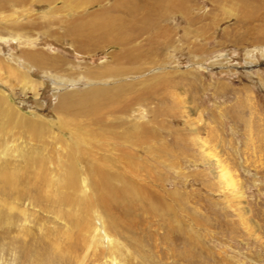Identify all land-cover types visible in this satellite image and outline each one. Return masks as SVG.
Instances as JSON below:
<instances>
[{"label":"rangeland","instance_id":"374dc122","mask_svg":"<svg viewBox=\"0 0 264 264\" xmlns=\"http://www.w3.org/2000/svg\"><path fill=\"white\" fill-rule=\"evenodd\" d=\"M77 1L0 8V264H264V0L173 6L135 64Z\"/></svg>","mask_w":264,"mask_h":264},{"label":"bare ground","instance_id":"6f19581e","mask_svg":"<svg viewBox=\"0 0 264 264\" xmlns=\"http://www.w3.org/2000/svg\"><path fill=\"white\" fill-rule=\"evenodd\" d=\"M27 1L28 0H0V8H6V5L9 2L13 4H21ZM140 1L141 2L138 0H116L114 4L104 6L102 4V0H79L75 4L68 5L70 11L75 12L78 10L76 9L78 7L86 9L90 6L98 9V11L86 14L87 16L83 17V20H87L80 21L77 24L75 23L73 27H67L66 31L67 33H77L78 35L84 37H88L93 35V33H96L98 34V38L101 43H114V46L112 45L114 49L115 47L122 49L120 53L113 54V59L119 62V64H135L136 60L138 61L140 57H144L142 55L153 53V48L148 46V44H150L154 39L151 37L146 38V44L148 46L146 52H143L140 46L134 45L133 41L140 38V36L151 28V26L156 28L158 20L163 18L173 8V6L184 9V11L187 10H185V1L187 0ZM164 3L169 6L165 8L160 7ZM77 15L79 16L80 14ZM77 15L75 13L71 16L72 18H80ZM126 16L129 17L127 21L125 20V18H127ZM137 21H140L141 24L139 23L140 25H137ZM32 59L34 60V58ZM128 69L129 71H137L139 68Z\"/></svg>","mask_w":264,"mask_h":264}]
</instances>
